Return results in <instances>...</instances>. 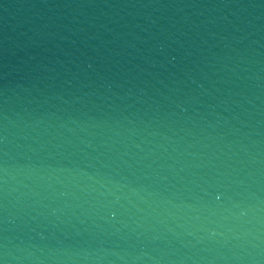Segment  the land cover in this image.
Here are the masks:
<instances>
[{
	"label": "water",
	"instance_id": "95a60500",
	"mask_svg": "<svg viewBox=\"0 0 264 264\" xmlns=\"http://www.w3.org/2000/svg\"><path fill=\"white\" fill-rule=\"evenodd\" d=\"M0 264H264V0H0Z\"/></svg>",
	"mask_w": 264,
	"mask_h": 264
}]
</instances>
